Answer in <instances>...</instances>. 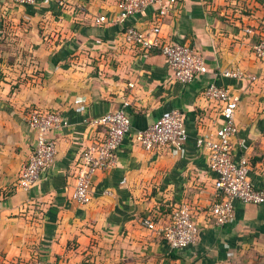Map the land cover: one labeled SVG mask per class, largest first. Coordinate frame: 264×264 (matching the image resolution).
I'll list each match as a JSON object with an SVG mask.
<instances>
[{
    "label": "crops",
    "instance_id": "crops-1",
    "mask_svg": "<svg viewBox=\"0 0 264 264\" xmlns=\"http://www.w3.org/2000/svg\"><path fill=\"white\" fill-rule=\"evenodd\" d=\"M117 1L38 0L24 7L0 0V264H74L71 256L88 264H244L246 256L254 257L252 263L264 262V205L236 203L232 223L221 228L202 223L199 243L179 252H169L163 240L140 225L156 206L182 201L202 221L211 179L207 155L195 146V124L203 116L205 129L199 133H213L222 123L215 109L198 103L207 83L239 98L233 156L249 160L253 185L264 188V62L252 49L264 33V0H183L165 17L162 36L190 44L205 63L207 73L189 84L172 79L161 55L134 54L122 43L124 26L151 28L153 9L124 25L96 23L100 15L112 17ZM245 28L253 34L245 35ZM236 69L243 77L222 75ZM17 71L36 74L17 81ZM124 100L131 104L134 130L180 110L189 140L182 152L152 154L128 135L116 169L97 174L92 203L78 206L67 172L95 133L84 121L116 110ZM29 108L60 112L69 125L53 134L54 166L23 191L17 177L35 145L23 119ZM163 206L160 220L165 221L168 207Z\"/></svg>",
    "mask_w": 264,
    "mask_h": 264
},
{
    "label": "built area",
    "instance_id": "built-area-1",
    "mask_svg": "<svg viewBox=\"0 0 264 264\" xmlns=\"http://www.w3.org/2000/svg\"><path fill=\"white\" fill-rule=\"evenodd\" d=\"M13 4L29 7L38 0H10ZM183 0H118L112 17L100 15L97 24L124 25L125 21L148 9L154 11V24L149 30L141 31L133 26H124L121 40L134 54L157 53L164 57L171 77L181 84H189L196 77L207 73L202 57L188 43L172 41L161 34V24L165 17L174 14ZM245 35H252L249 28ZM258 61L264 62V33L252 47ZM227 78H241L243 73L224 71ZM255 81V77L249 78ZM127 87L134 88L128 83ZM201 107L215 109L222 123L213 133H199L204 130L203 116L196 120L195 146L208 158L207 175L211 179V198L199 213L188 202H178L172 206L168 219L160 220L161 213H154L140 219V225L154 237L164 241L169 252H179L197 245L201 239L204 224L221 228L232 223L235 218L236 203L264 205V188L253 185L250 179V163L247 158L235 159L232 141L238 128L235 114L239 98L228 88L215 83H207L198 94ZM130 102L124 100L120 106L91 121H84L95 128L89 143L82 147L68 167L67 179L72 185V200L81 207L92 203L91 187L97 174H109L118 165V151L125 138L131 135L133 142L145 152L161 154L167 149L182 152L189 140L184 114L177 109L158 118L145 129L134 130L130 121ZM24 122L35 134V145L28 161L21 167L17 177V187L29 191L42 174L51 169L56 161L57 147L54 133L69 125L68 119L60 112L31 108L24 116ZM110 195L109 191L104 192Z\"/></svg>",
    "mask_w": 264,
    "mask_h": 264
},
{
    "label": "rangeland",
    "instance_id": "rangeland-1",
    "mask_svg": "<svg viewBox=\"0 0 264 264\" xmlns=\"http://www.w3.org/2000/svg\"><path fill=\"white\" fill-rule=\"evenodd\" d=\"M41 72V71H40ZM16 74H19L18 76H17V81H30L31 80V75H35L36 73H34V72H26V71H19V73H18V71L17 72H15ZM37 73H39V72H37ZM14 80L16 81V77L14 78ZM40 80L42 81L43 80V76H40ZM30 109V108H29ZM28 109V110H29ZM27 110V111H28ZM26 111V112H27ZM25 112V113H26ZM156 200H157V198H155ZM162 199H159V200H157L156 202H159V201H161ZM167 204V203H166ZM166 204H160L158 207L156 206V209L154 210V211H150V213L153 215L156 211H159V213H161L160 212V210H159V207H161V206H163V205H166ZM174 204H176V203H171V204H167V206H163V208H167L165 211H164V214L165 215H169L170 213V211H171V209H172V206L174 205ZM156 242V241H155ZM74 248H76V247H73V246H70V247H68V249L70 250L71 249V251H72V249H74ZM73 253H75V252H73ZM157 253H160V252H158L157 251ZM75 254H77V253H75ZM154 254V252L152 251H150L149 252V255H153ZM156 254V253H155ZM71 258H74L75 259V262H74V260H73V262H74V264H88V263H85L84 261H81V259L79 260V258L78 257H75V256H71V257H68V259H71ZM78 258V259H77ZM249 258V259H248ZM254 257H245V263L244 264H259V263H261V264H264V262H258V258L255 260V262L254 263H252V262H250L249 260L250 259H253ZM252 261H254V260H252ZM8 264H19L18 262L17 263H8ZM23 264H25V263H23Z\"/></svg>",
    "mask_w": 264,
    "mask_h": 264
},
{
    "label": "trees",
    "instance_id": "trees-1",
    "mask_svg": "<svg viewBox=\"0 0 264 264\" xmlns=\"http://www.w3.org/2000/svg\"><path fill=\"white\" fill-rule=\"evenodd\" d=\"M170 212H171V211H170ZM170 212H169V213H170ZM148 215H150L149 212H148V213H145V214L143 215V217H147ZM171 257H172V258H176V256H174V255H171Z\"/></svg>",
    "mask_w": 264,
    "mask_h": 264
}]
</instances>
